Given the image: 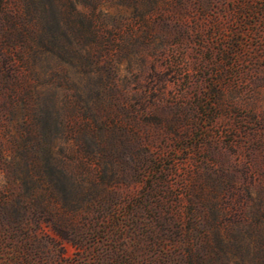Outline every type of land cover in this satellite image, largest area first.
I'll list each match as a JSON object with an SVG mask.
<instances>
[{
    "label": "rangeland",
    "instance_id": "rangeland-1",
    "mask_svg": "<svg viewBox=\"0 0 264 264\" xmlns=\"http://www.w3.org/2000/svg\"><path fill=\"white\" fill-rule=\"evenodd\" d=\"M11 3L0 264H264V0Z\"/></svg>",
    "mask_w": 264,
    "mask_h": 264
},
{
    "label": "trees",
    "instance_id": "trees-1",
    "mask_svg": "<svg viewBox=\"0 0 264 264\" xmlns=\"http://www.w3.org/2000/svg\"><path fill=\"white\" fill-rule=\"evenodd\" d=\"M11 0H0V57L2 56L4 64H9L8 73L16 74L17 67L16 63L18 60V53L16 54V47L19 41H22V44L29 43L31 39L39 36L37 31H34L36 23L31 22L30 19L23 15L25 11L21 12L19 7L15 5H10ZM25 41V42H24ZM10 49V52L6 54L3 51L4 44ZM28 48L33 49V44H29ZM112 58H108V64L112 65ZM43 135L40 134L38 142L35 145H40L42 143ZM1 153V150H0ZM3 203H5L3 201ZM2 203V204H3Z\"/></svg>",
    "mask_w": 264,
    "mask_h": 264
}]
</instances>
